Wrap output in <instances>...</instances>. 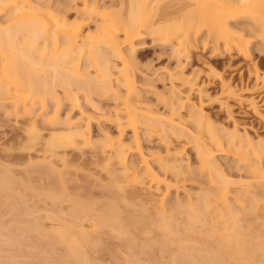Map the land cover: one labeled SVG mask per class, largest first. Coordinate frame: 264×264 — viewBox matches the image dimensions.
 <instances>
[{"label": "rangeland", "instance_id": "374dc122", "mask_svg": "<svg viewBox=\"0 0 264 264\" xmlns=\"http://www.w3.org/2000/svg\"><path fill=\"white\" fill-rule=\"evenodd\" d=\"M23 1L80 32L87 42L98 37L102 25L126 15L130 5V0ZM192 1L149 3L159 10V2L169 11L191 7ZM163 9L132 37L117 31L126 64L101 45L115 72L114 90L88 92L75 84L70 92L50 86L54 91L45 104L36 97L33 105L26 104L31 108L26 113L12 91L0 92V170L15 180L12 190L0 191V264H74L68 245L59 238L63 232L86 241L82 258L89 260L81 258V264H210L213 253L218 254V239L228 237L223 243L237 246L244 232V240L264 245V181L258 182L264 180V30L256 19L260 13L228 17L230 37L215 42L206 26L193 37L186 30L159 34L155 28L163 21ZM8 17V8L0 11V25H7ZM59 38L62 41L63 35ZM80 59L83 75L93 80L98 67ZM47 71L39 73L50 75L51 69ZM89 79L86 83L93 84ZM131 105L149 119L132 118ZM72 127L91 142L76 146L63 139V145L50 148L55 137L70 136ZM200 144L213 150L212 160L220 170L202 167ZM120 148L124 160L115 157ZM123 175L136 178L135 183L121 179L117 185L127 194H140L137 208L147 209V220L142 223L132 215L131 223L129 216L131 224L125 229L100 225L97 218L115 192L114 179ZM50 188L60 199L47 196ZM74 198L89 201L91 211L86 207V213H74ZM190 202L202 203L200 211L207 217L198 211L203 217L196 213L192 218L185 209ZM141 223L148 227L138 228ZM233 227L241 232L233 234Z\"/></svg>", "mask_w": 264, "mask_h": 264}, {"label": "bare ground", "instance_id": "6f19581e", "mask_svg": "<svg viewBox=\"0 0 264 264\" xmlns=\"http://www.w3.org/2000/svg\"><path fill=\"white\" fill-rule=\"evenodd\" d=\"M148 3L149 0H130L129 11L126 15L116 16V18L113 19V21L114 20L116 21V23L114 22V24L111 23L107 26L102 25L101 27L102 29L98 33V37L92 39L91 42H87L85 37L80 36L81 34L80 32L76 30L66 29L65 24L62 25L58 24V22H54V19L50 18L48 15L39 14L38 10H36L34 6H31L30 4L28 5L23 0L21 1L0 0V11H2L5 8L9 9V17L7 19L9 21L8 24L0 25V92L5 89H7L8 91H12V93H14V97L16 98L15 100L17 101V103L21 102L24 105L22 108L23 111L22 110L21 111L23 113H26L31 110V108L26 106V104L28 102H31V105H33L35 102L34 98L36 97H39L41 99V103L43 105L45 104L48 98L47 95L49 94V92H51L52 89V87L50 86L56 87L59 85L65 91H70V92L72 91L71 90L72 86L75 84L79 89H83L88 92H92L91 89L92 90L94 89L96 92H97L96 89H99L100 92L102 91L106 92L109 91L110 89L111 91L114 90L113 87L114 85H112V83H114L112 82V73L114 71L111 70L112 66H110L111 63V60L109 58L110 55H108L107 52L109 51L108 53L112 54V56L115 55L119 59V61L121 59L122 60L121 62H124L123 64H126V60L124 59L125 54L122 50V41L119 40L117 31L125 30L126 36L129 38L135 35L136 33H138L141 26L147 24L148 22H149L148 24L152 23L151 20L154 19L151 18L152 15L154 14L158 15V13H161L165 5L160 6V3L158 2L157 6L159 10L162 8L160 12L158 9L155 8L156 7L155 4L153 5L152 3L149 4ZM191 5H192L191 7H178V8L174 7L173 9L171 8L172 10L169 11H167V9L164 8L163 9L164 12L162 13L164 17L163 21L159 23L160 25L155 28V31H157L158 33L160 32L159 34H164L167 36V34L172 35L174 33L186 30L187 32L184 31L186 32L185 34L189 35L191 32L193 37L194 34L197 35V33H199V31L204 26H206L208 29V33L210 35L212 34V36L214 35V40L215 42H217L218 39H225V38L228 39L230 37L232 30L227 26L228 17L235 15L239 16L240 14H244V13L253 14L252 12L255 13L256 11L260 13L258 14L259 16H256L257 17L256 19L260 22L258 23L260 24L261 28L264 30V0H196V2L193 0ZM160 20L161 19H159V21ZM190 29H193L194 33L192 32V30L190 31ZM61 35H63L62 41L59 38ZM42 42L45 43L42 45ZM228 43L229 41H227L226 44L228 45ZM103 44L107 48V52L104 49V54H102L103 52L100 51V50L103 51L102 49V46H104ZM96 56L99 57L97 58ZM82 57L83 58L85 57L88 60L90 59L89 60L90 64L88 63L89 66L87 64L88 67H90L91 64L92 66L93 64H95L96 67H98L97 69H95L96 75L94 76L95 78L93 80L89 79L88 76L83 75L84 73H86L84 69L83 71H81V67H80L81 65H79L80 63L79 60H82L80 59ZM88 67L87 70H90V68ZM116 67L118 72L119 70L121 71V68H119L121 67L120 63L119 66ZM49 68L51 69V72L50 75H47L49 74V71H47L50 70ZM41 70L43 72L47 71L48 73L46 75H43V73L42 74L39 73ZM121 76H123L124 78V75ZM84 77H86L87 79ZM50 78L52 81L49 80ZM88 79L92 80L90 82H93V84L91 83V85H89V83H86ZM8 85H11L12 87L9 88L7 87ZM117 89L118 88L116 87L115 90ZM128 89L129 91L132 90L131 87H128ZM129 94H131V92H129ZM131 106H132V113H131L132 118L145 116L147 120L149 119V115L146 116L147 114L139 113L135 109L136 106L133 105ZM135 122L136 121L132 120L130 122V125L134 126ZM76 128L77 127L71 128L70 131L71 134L68 137H64V136L55 137L52 142L48 143L50 145V148L52 146L63 145L62 142L63 139L68 140L70 145H76V146L80 144L90 143L91 141L89 140V138L84 136V132ZM198 143H200V140ZM219 143L222 144L221 141H219ZM201 144L202 146H205L202 142ZM201 144H200V148L202 147ZM104 146H110V145L108 143L105 144ZM208 147L205 149L201 148V150H199L198 152L199 154L202 155V161H201L203 162L202 167L205 168V165L208 166L210 165L213 169L214 166L217 167L216 165L218 163L215 165L216 161L212 160L214 158L212 157L211 154V151L213 150L212 149L210 150V147L209 148ZM115 157L118 158L119 160H124L125 159L124 150L122 148L115 150ZM164 168L170 169L169 167L166 166ZM218 170L220 169L218 168ZM4 171L5 174L0 170L1 172L0 191L1 190L6 191V189L7 191L10 189L12 190L13 186H11V184L13 185L15 180L14 178H11L9 172L8 174L6 170ZM56 176H55V180H57L58 178L60 179L59 175L57 177ZM123 176L114 179L116 180L114 183V185L116 184L115 185L116 188L114 189L115 192L111 195L112 197L110 196L111 199H109L110 201H108L106 209L103 212H101V214L99 213L100 214V216H98L99 219L97 218V220H99L98 223L100 225L108 224L109 226H111L113 224L112 226L114 225L118 226V227L114 226L115 228L125 229L128 227L129 224L133 223L132 215H134V217L136 216L137 218L140 217L141 221L139 218L138 219L142 223H143L142 220H145L146 217L145 215L148 213L147 209L141 207L139 210L137 208L138 201L140 199V194L135 191H133L131 194H127L126 190L123 187L117 185L118 183H120L121 179H124L122 181L125 182L128 181L135 183L136 178H129V175H126L125 177ZM10 178L13 180H11ZM52 178L54 177L52 176ZM153 178L156 179V177ZM59 179L57 180V182L59 181ZM158 179L160 180L159 177ZM227 181H225V183ZM263 181H264L263 179H260V181L258 182L262 184ZM58 183H60V181ZM21 184L22 183H18L19 187L21 186ZM7 187H11V188L8 189ZM50 189L51 192L49 191ZM50 189L48 190V192L47 190H45L46 194L47 193L49 194V195L47 194V196H49L50 198L57 197L53 201H57V199H60L52 191L55 189L54 188H50ZM76 198H74L75 199L74 202L76 201L75 202L76 204L73 203L76 206H72L74 207L72 210L74 211V213L77 211H80L77 212L79 214H83V212L86 213L87 210H89V206H90L89 201L88 202L86 201L87 202L86 204L84 203L85 201L82 202L80 198H78V200ZM199 200H204V198L200 197ZM200 202H195V203L190 202L188 203L186 208L184 207L186 210L191 212L188 214L193 216L192 218H195L194 216H196V213L199 217L202 216L201 213L204 214L203 212L200 211L201 209H203L202 203ZM92 206L93 205H91L90 208H92ZM209 206L210 205H207V207ZM86 207H88L87 210ZM176 208L178 210H176ZM176 208H174L175 211H179L180 208L178 206ZM73 211L70 212L73 213ZM198 211H200L201 213ZM198 213H200V215ZM79 214H77V216ZM129 216L130 217L132 216L131 223H129L130 221V219L128 218ZM128 219L129 221H127ZM161 219H159V221H161ZM168 220L170 222V219ZM167 222H165L166 223L165 226L167 224L168 226L171 224V222L170 223ZM142 223L140 224V226H138V228L145 229L147 225L153 226V223L150 224L147 222L148 223L147 225L146 223L144 224L146 226L142 225ZM233 223H234L233 226H235L236 225L235 220L233 221ZM123 224L124 225L127 224V226L124 227ZM235 227H233V234L238 235L241 232V230L237 231ZM64 228L63 230L65 231L70 230L68 227L67 228L64 227ZM63 230L62 231L59 230V231L63 232ZM139 230L140 232H142L141 229ZM139 230L137 231L139 232ZM61 232L58 233L59 236ZM146 232L149 231L147 230ZM58 234H56V236ZM241 234L242 236H245V232ZM70 236L68 235V232L65 233L63 232L61 233V236L59 238L62 242L64 241L63 243H65L66 246L68 245L66 249L69 254L68 256L71 257L70 261L74 260V264H81L83 262L81 261L82 248H83V244L85 245L86 241L83 242V240L80 239L81 242H79L78 241L79 237L78 239H75L73 233H70ZM242 236H240L241 238H239L240 240H238V242L240 241V243H237V246L236 245L232 246L231 242L223 243L226 242L228 237L226 238L224 237L225 241L222 240L224 239L223 237L222 239L220 238V240L218 239V241L221 242L219 243L217 241L218 248L217 246H215V251L217 248V251L215 253L218 254L216 255L213 253L214 256L212 255L210 260L214 264H219V263L222 264L223 262L222 259L224 256L225 260H229L230 262L229 264H260V263L264 264L262 263L264 262L262 261L264 260L263 257L264 248H262L264 247V245L261 243L262 241L256 239L253 242L247 241L244 240ZM75 237L77 236L75 235ZM129 238L131 239L130 241H132V236H129ZM250 239L251 238H249V240ZM128 241L129 240H127V242ZM227 241H229V238ZM254 242H256L257 244H255ZM220 245L224 251L227 249L225 251L226 253L230 249L228 251L229 253L227 254L231 257V259L234 258L236 255L239 256H236L231 261L230 257L227 256L229 258H226V254L224 253V251L221 248H219ZM85 249H83L84 256L87 255V254L85 255ZM221 250L223 252L222 254L224 255H220ZM232 251L234 252V254L232 253ZM221 257L222 259H220ZM72 258L74 259L72 260ZM261 258L263 259L261 260ZM82 259L87 260L88 258L86 256L83 257ZM217 260L218 262H216ZM225 260H224V264L225 263L228 264V262H226ZM85 262L87 263V261Z\"/></svg>", "mask_w": 264, "mask_h": 264}]
</instances>
